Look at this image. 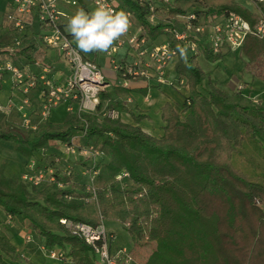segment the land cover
<instances>
[{
  "label": "trees",
  "instance_id": "obj_1",
  "mask_svg": "<svg viewBox=\"0 0 264 264\" xmlns=\"http://www.w3.org/2000/svg\"><path fill=\"white\" fill-rule=\"evenodd\" d=\"M234 1L201 4L231 8L251 19ZM187 5L193 4H182ZM149 34L156 38L161 30L155 27ZM239 52L248 68H259L256 77L264 83V40L248 34ZM222 56L203 57L214 62ZM197 58L180 57L175 64L176 74L188 85V104L181 113L168 103L161 108L164 126L159 137L118 119L81 116L85 141L105 156L94 198L85 189L84 161L72 162L68 176L60 173L64 164L56 165V182L39 188L21 180L12 185L2 161L0 211L5 218L30 228L45 248L62 250L71 264H93L95 257L87 244L63 229L62 218L91 226L101 219L128 224L134 264H264V146L258 139L264 135V92L254 102L251 97L258 94L244 81H237L246 85L243 91L219 89ZM99 98L101 105L110 95L102 91ZM82 120L47 124L32 139L4 127L0 144H17V152L28 159L40 147L67 141L84 128ZM123 171L128 177L119 182L116 175ZM59 181L65 188L57 186ZM17 258L0 230V264H14Z\"/></svg>",
  "mask_w": 264,
  "mask_h": 264
},
{
  "label": "built area",
  "instance_id": "obj_2",
  "mask_svg": "<svg viewBox=\"0 0 264 264\" xmlns=\"http://www.w3.org/2000/svg\"><path fill=\"white\" fill-rule=\"evenodd\" d=\"M97 7L98 0H84ZM203 0H107L115 11H126L130 14V27L113 46L105 52L110 58L114 70L118 74L117 85L127 87L129 81L137 79L153 80L158 86H168L188 91L184 78L175 72V64L179 58L199 57L205 53L223 55L239 51L248 34L264 40V0H235L238 8L251 15L246 20L231 8H209L201 4ZM190 4L182 6V4ZM10 10L6 18L11 22L15 35L10 45L5 49L0 47V85L4 73H9L15 85L22 87L24 97L19 105L12 100L6 107L0 105V111L8 113L15 108L20 115V121L11 123L10 128L22 133H33L41 124L48 121L50 112L58 107H64L66 112L74 111L76 118L96 115L97 118L118 119L119 112L112 107L100 105V93L109 85L100 68L91 61L84 60L72 45L69 36L61 24L63 13L60 4L78 5V0H9ZM37 23L40 30V42L43 46L57 50L70 69V74L62 84H57L46 75L48 66H43V74L39 80L29 73L13 65L3 58V53L14 54L20 47L21 32ZM159 28L161 34L152 38L149 30ZM124 49L122 57L116 54ZM39 81L41 86V101L37 112V122H33L30 101L27 92ZM246 85L235 83L234 90L243 91ZM251 99L256 102L257 96ZM187 105V99L184 100ZM83 121V120H82ZM84 128L73 133L67 141H56L52 146L40 147L30 158L21 164L19 178L23 183L39 188L56 182V165L64 164L60 173L71 174L72 162L87 163L82 170L86 177L85 189L95 197V181L98 176L104 154L95 148L90 141H85ZM51 147V148H50ZM49 161H52L50 165ZM128 177L123 171L116 175L120 182ZM57 186L65 188L62 182ZM65 198L67 195L64 196ZM7 221L12 218L8 216ZM63 229L71 236L87 244L94 255L93 264H134L131 250L121 246L112 248L114 239L101 219L98 225L91 226L83 222L62 218L59 220ZM128 224H123L127 228ZM24 244L33 242L30 232L22 237ZM45 256L56 261L71 264L69 258L59 248L47 249L41 246Z\"/></svg>",
  "mask_w": 264,
  "mask_h": 264
},
{
  "label": "crops",
  "instance_id": "obj_3",
  "mask_svg": "<svg viewBox=\"0 0 264 264\" xmlns=\"http://www.w3.org/2000/svg\"><path fill=\"white\" fill-rule=\"evenodd\" d=\"M8 1L9 0H0V47L3 49L10 45V42L15 35L11 22L6 18V15L10 10ZM90 7L93 6L84 0H78V5L74 6L60 4L59 9L63 13L60 21L64 32L69 36L72 45L77 49L82 58L84 60L94 62L100 68L106 82L109 84L103 92L109 94L110 98L103 99L101 101V106L112 107L111 103L113 102L115 109L119 112V121L127 124L138 125L144 132L152 136L159 137L163 132L162 129L164 126V122L161 119V108L168 103L176 112L181 113L184 108V100L188 95V91L182 88L175 89L168 86H158L151 79L132 80L129 81L127 87L117 85L116 82L118 81V74L114 70L112 64L110 63V58L105 54V52L85 53L80 51L76 45V41L73 39L67 27V17L72 16L78 8H84L85 11L91 12ZM20 35L22 37L20 47L12 55L4 52L3 58L10 60L14 66L22 70L25 74L29 73L34 76L35 79H38L39 76L43 74L42 67L48 66L50 70L46 76L57 84L64 83L70 74V69L62 55L57 50L49 49L41 44L39 38L40 30L38 29L37 23H34L30 28H25ZM123 54L124 49H121L115 56L116 58H119L122 57ZM229 54L231 53L223 54L219 60L222 62V60H225ZM205 61L210 62L206 59ZM228 62H231V60H228ZM241 62L244 61L241 60ZM201 69L203 70L202 67ZM203 71L209 75L210 80L215 86L224 91H232L233 88L231 87V84H233L234 81L241 80L250 84L254 91H256L255 93L258 94L264 92V83H262L259 79L257 80L255 77L253 79V72L246 65H243L242 69L238 72V75H236L235 78L237 79L235 80H233L234 76L232 74H230L231 76L229 75L227 78L223 77V72L220 71L218 64L214 66V68L210 67L209 69ZM243 74H245V77ZM25 82L26 81H24L22 85H15L10 74L4 73L0 85V105L5 108L9 100H12L16 105H19L25 95L21 91ZM115 87L125 91V94L116 95L113 90ZM27 96L29 97L31 105L30 110L32 109L31 118L33 122L36 123L38 120L37 112L41 101V86L39 81L35 87L28 90ZM134 116L141 117L139 122H134ZM75 118L76 114L74 111L66 112L64 107L55 108L50 112L46 123L41 124L36 132L29 133V138H35V136L45 131L47 124H62L66 121L74 120ZM19 121L20 115L15 108H12L7 114L0 111V128H10L11 123H17ZM19 158L20 162L17 161L15 165V172H17L16 176L19 175V171L21 169L20 166L26 159L20 154ZM5 169L4 175L6 177ZM11 177L15 176L12 175ZM6 178L10 181L9 177ZM105 226L106 229L114 236V239L111 241L112 248L124 246L121 243L122 241L118 240L117 235L120 232H125L128 236L129 246L124 247L132 251L133 243L126 231V228L123 227V224L116 221L105 220ZM0 230L7 236L11 244L15 247V252L18 255V258L13 261L14 264H25L21 262V259L30 262L29 255L35 254L27 253L25 246H30L34 243V236H36V234L30 228L20 224L15 219L7 221L2 211H0ZM25 232L31 233L33 238L32 243H23L21 237ZM39 240L42 242L41 239ZM2 259L9 261V258L4 255H2ZM55 264L69 263L65 261H56Z\"/></svg>",
  "mask_w": 264,
  "mask_h": 264
},
{
  "label": "clouds",
  "instance_id": "obj_4",
  "mask_svg": "<svg viewBox=\"0 0 264 264\" xmlns=\"http://www.w3.org/2000/svg\"><path fill=\"white\" fill-rule=\"evenodd\" d=\"M129 17L126 11H115L107 0H98L93 11L78 8L67 17V27L80 51L106 52L128 31Z\"/></svg>",
  "mask_w": 264,
  "mask_h": 264
},
{
  "label": "rangeland",
  "instance_id": "obj_5",
  "mask_svg": "<svg viewBox=\"0 0 264 264\" xmlns=\"http://www.w3.org/2000/svg\"><path fill=\"white\" fill-rule=\"evenodd\" d=\"M233 4H235V3H233ZM90 9H91V11H93L95 8L90 7ZM228 60L229 61L231 60V62H228ZM241 60H243L244 62H241ZM197 61H198V64L203 68V70H207L210 67L214 68V66H216L218 64L220 71L223 72L222 73L223 77L227 78V77H229L230 74H232L234 76L233 80L237 79V78H235L236 75H238V72L242 69L243 65H245V58L240 55L239 51L232 52L231 54H229L226 57L225 60H222V62L220 60H217L215 62H207V61H205L203 56H199L197 58ZM251 69L253 72L252 78L254 79V77H255L258 80L259 78L256 77V75H257V71L259 70V68L257 70V68L250 67V70ZM210 76H211V74H210ZM243 76L245 77V74H243ZM235 83H237V81H234V83L231 84L232 88L234 87ZM261 94H263V93H258L257 97H261ZM1 130H3V127L0 128V132H1ZM24 134H29V133H24ZM258 139L262 142V144L264 146V135L259 136ZM16 147H17V144L11 143V142H2L0 144V163L2 161L6 162L5 174H6V177L10 178V182L12 185L16 184L20 180L19 175L16 176L17 172H15L16 162L17 161L20 162L19 153L17 152ZM13 173H15V174H13ZM12 175L15 177H11ZM28 190L30 191V187H28ZM117 236H118L117 237L118 240L122 241L121 243L124 246H129L128 236H127V234H125V232H120ZM34 237H35L34 243L31 244L30 246H25V249H26L27 253L35 254L38 257H36L35 255H29V259H30L29 261L30 262H28L27 260H24V259H21V262L25 263V264H55L56 260H51L48 257H45V253L40 247V246H43L42 245L43 243L38 239L37 236H34ZM145 251H146V253L149 252V248L147 247L145 249ZM132 253H133V250L131 251V254Z\"/></svg>",
  "mask_w": 264,
  "mask_h": 264
}]
</instances>
